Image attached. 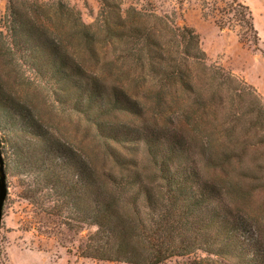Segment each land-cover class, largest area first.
<instances>
[{
  "label": "trees",
  "instance_id": "1",
  "mask_svg": "<svg viewBox=\"0 0 264 264\" xmlns=\"http://www.w3.org/2000/svg\"><path fill=\"white\" fill-rule=\"evenodd\" d=\"M200 2L220 30L259 49L243 0ZM3 17L0 150L9 146L10 164L32 178V204L68 255L264 264L263 208L252 207L264 195V96L209 64L193 28L137 8L90 26L61 1L9 0ZM31 78L103 149L86 156L49 130L15 90Z\"/></svg>",
  "mask_w": 264,
  "mask_h": 264
},
{
  "label": "rangeland",
  "instance_id": "2",
  "mask_svg": "<svg viewBox=\"0 0 264 264\" xmlns=\"http://www.w3.org/2000/svg\"><path fill=\"white\" fill-rule=\"evenodd\" d=\"M40 2H63L78 12L86 25L94 26L105 17L117 19L130 8L153 10L158 15L167 16L177 26L193 28L200 36L202 49L208 63L231 72L236 77L253 86L264 96V0H243L251 9L255 26L259 32V49L243 46L237 34L230 30H220L212 18L203 15L201 0H39ZM9 0H0V17L6 16ZM3 17V20H4ZM1 21L3 24L4 21ZM32 83L16 86L19 96L27 102L44 125L67 144L88 156L93 151L103 149L93 127L70 108L60 107L52 93L34 78ZM2 135L0 134V138ZM102 143V144H101ZM3 159L9 162L7 172L8 196L3 211L0 230V264H68L66 255L49 229L54 225L52 218L38 213L32 204V178L19 174L10 164L13 151L3 147ZM32 185L29 187V184ZM35 199H41L36 196ZM263 208L258 216L264 221V195L257 194L252 202L253 215L258 207ZM41 232H39V231ZM211 258L203 253L188 258H176L169 264ZM204 264H227L224 260L206 259ZM72 264H124L83 260L75 255Z\"/></svg>",
  "mask_w": 264,
  "mask_h": 264
},
{
  "label": "water",
  "instance_id": "3",
  "mask_svg": "<svg viewBox=\"0 0 264 264\" xmlns=\"http://www.w3.org/2000/svg\"><path fill=\"white\" fill-rule=\"evenodd\" d=\"M4 159L2 152L0 150V230H1V223L3 220V211L5 202L8 195V185H7V175L4 169Z\"/></svg>",
  "mask_w": 264,
  "mask_h": 264
},
{
  "label": "crops",
  "instance_id": "4",
  "mask_svg": "<svg viewBox=\"0 0 264 264\" xmlns=\"http://www.w3.org/2000/svg\"><path fill=\"white\" fill-rule=\"evenodd\" d=\"M60 247V246H59ZM61 249H62V247H60ZM63 250V249H62ZM64 253H65V255H66V261H67V263L68 264H72V257L73 256H70V255H68L67 253H66V251H63ZM83 260H89V259H83Z\"/></svg>",
  "mask_w": 264,
  "mask_h": 264
}]
</instances>
